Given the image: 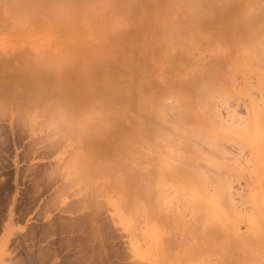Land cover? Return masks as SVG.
<instances>
[{"label": "bare ground", "instance_id": "6f19581e", "mask_svg": "<svg viewBox=\"0 0 264 264\" xmlns=\"http://www.w3.org/2000/svg\"><path fill=\"white\" fill-rule=\"evenodd\" d=\"M253 1L255 2V0H0V30L20 31L22 35L34 24L35 30L42 38V34L49 35L54 29L60 32L56 42L59 46L57 51L49 50L42 42L33 44L29 52L32 57L30 60L22 53L13 56L15 52L13 44L7 45L2 42L4 46L1 47L8 50L4 52L2 49L0 52V109L3 108L5 111L8 106L10 111L9 106H15V111L19 109L20 111L16 112L21 114L26 102L41 104L65 134L74 139L76 150L71 163H74L73 166H76L81 179L87 183L92 193L101 190L102 182L98 181L96 176L103 174L106 180L103 184L110 181L112 185H121L119 189H122L123 193L119 205L128 210L139 207V213L150 223L166 224L160 229L156 225L150 226L158 258L155 259L158 261L168 259L171 251L173 260L175 258L174 262H177L175 264H189L198 257L200 261H207V256L216 252L219 257L214 264H248L250 244L256 236L253 235L256 233L253 229L252 231L249 229L250 233L246 232L248 236L239 233L240 231L236 230L237 223L233 226L230 224L234 217L231 216L232 220H228L230 223L223 222L220 218L222 214L219 216L215 209L219 217L214 218L220 219H214L213 214L210 216V212L205 209L207 206L204 205L205 212H209L205 215L212 225L208 224L206 219L203 222H208L209 227H214L211 234H205V230L203 232L201 229H207L206 225L202 223L205 227L200 224L199 228L196 225L200 216L195 219L196 228L190 225L196 215L188 224L189 221L186 222L188 219L183 221L179 216V213L182 214L179 212L182 211L181 207L176 215L168 212V208L175 198L181 196L183 202L190 198L186 196L187 194L182 195V192L175 195L177 192L174 191L178 190L176 187L185 189L189 194L191 190L195 196L190 200L197 203L196 201L202 202L201 199H204L201 192L204 193L207 187L210 188L214 182L221 180L220 176H216L218 171L220 172L218 169L220 167L211 161L212 158L205 156L206 152L203 155L197 144L205 141L210 143L206 138L211 139L209 136H213V127L208 128L202 117L204 114H201L198 108L208 106L211 117L216 119L221 117V114L218 116L219 111L215 110L218 106L214 105L216 104L214 101L222 99L217 94L230 96L236 89L234 85L232 88L228 86L231 75L229 69L236 72L247 71L245 64V66L239 64L241 55L238 57V52L244 49L246 52L244 55L247 54L243 63H247L249 58H256L254 51L262 43L260 38L264 36L262 31L264 29H259L262 23L258 21L259 18L256 20V17L259 13L264 16V6H259L260 8L253 6L257 9L254 10L251 8ZM204 46L208 47L210 60L207 61V65L202 64V67H198L201 63L196 64L198 70L196 69L197 73L193 74L190 64L193 63L195 54L207 52V49H203ZM258 51H262L263 54L260 53V57L256 55L259 61L257 64H260L264 62V47ZM202 60L204 59L200 58L197 62ZM224 70H228L230 75L226 72L228 75L225 76ZM253 70L249 69L245 73H253ZM243 71H240L241 74ZM259 73L260 71H257V74ZM247 80L249 79H245L246 85ZM225 82L228 88H224ZM263 87L261 90H264ZM169 94L174 95V98L168 97ZM219 101L218 105L223 101L227 103L228 99ZM160 106L167 107L166 111L167 113L171 111L169 114L172 117L160 115L157 109H153L159 107L161 110ZM173 106L177 109L176 116L174 112L172 113ZM148 107L153 110L150 111ZM110 109L113 111L110 112ZM228 109L230 106L226 110ZM6 111L8 112L7 109ZM234 112L233 110L232 113ZM260 112L259 110L255 112L254 122L251 120L243 122L234 118L236 114L226 111L225 117L234 118L231 119L234 122L219 117L221 120L216 124L221 123L224 128L228 127L227 131H231L229 130L231 128L235 133L234 129H237L238 125L245 129L249 128L251 123H255L256 130L262 127ZM146 125L157 126L162 131L155 128L157 133L146 134L144 128ZM146 128L149 131V127ZM243 131L239 129L238 133ZM171 132L178 138L172 149L168 146L170 144L167 145ZM261 138L264 140L263 136ZM211 140L214 141V138ZM253 140L256 142L257 139ZM211 145L208 144V148L216 144ZM250 159H253L254 164V158ZM235 161L237 162V159ZM258 161L261 164V156L257 157L256 166ZM201 164L211 170L217 168V172H214L217 178L211 172L214 179L210 178L209 169L206 168L204 171ZM227 164L231 165L228 162ZM240 168L239 171L243 170ZM252 182L255 183L253 179ZM169 184L176 186H171L174 188L171 191L174 194L170 192L171 195L168 194L170 198L167 196L169 189L165 193V187ZM218 185L219 187L222 185L220 188H225L224 190L227 186L230 188V183L224 181L216 184ZM183 189L179 191H184ZM206 194L210 196L208 192ZM183 196L185 198H182ZM210 197L209 199H212L213 195ZM178 201L175 200L173 204ZM214 201L215 204L209 200L214 206L221 203L219 200ZM231 201L229 205L233 202ZM181 202L179 206H182ZM200 204L194 205L200 207ZM223 207L219 205L218 208ZM232 207H235L234 203ZM225 211L227 213L226 209ZM228 213L230 215L229 210ZM192 214L194 213L190 216H193ZM209 261L211 263L212 260Z\"/></svg>", "mask_w": 264, "mask_h": 264}, {"label": "rangeland", "instance_id": "374dc122", "mask_svg": "<svg viewBox=\"0 0 264 264\" xmlns=\"http://www.w3.org/2000/svg\"><path fill=\"white\" fill-rule=\"evenodd\" d=\"M263 2L264 0H255L251 8L255 10L256 8H260L259 6L263 7ZM253 6H256V8ZM256 13L258 15V12ZM257 19L262 23L259 25V22H256L258 23L257 26H260L259 29H264V16L262 17L259 13L256 17V20ZM42 35L43 38L35 30L34 24L31 25L27 33L22 35L20 31L5 32L0 30V52L2 49H4V52L8 50V48L1 47V45H3L2 42H5L7 45H9V43L13 44V49L15 51L13 56L22 53L24 57L29 60L32 58L29 52L33 44H41L42 42L53 52L59 49V46L56 44L60 37L59 31H55L54 29L49 35ZM262 37V41L260 38V42L263 44L260 43V45L262 44V47L259 45L260 49L264 47V36ZM259 46H257L256 50H260L258 48ZM203 49H207V52L202 51L200 55L195 54L193 61L191 60L193 63L190 64V67H192L191 70L193 74L197 73L196 69L198 70L196 64L199 65V63H201L198 67H202V64L205 66L207 65V61L210 60L208 47L204 46ZM258 50V53L254 51V55L256 53V55L260 57L259 55L260 53L262 54V51L260 52ZM244 52V49L238 52V57L241 55V58H239L241 63H239V60L237 62L240 65L245 64L246 66H244L247 71L249 69H254V72L246 74L245 72L247 71L239 70L236 72L233 71V69H229L230 75L228 70H224V75L227 76L229 74L230 77H228L231 80L233 79V82L229 79V88H232L234 85L236 89L233 88L236 91L234 90L233 93H230V96L225 97L221 95V93H218L217 96L222 97V99H217L216 96L215 100L217 99V102L214 101V103H216L214 105H217L218 108L214 107L215 110L219 111V114L217 113L218 116L221 114L222 119L225 121L228 120V122L234 118L237 120L241 119L243 122L246 120L254 122L255 112L259 110V112H262L259 114L261 115L262 127L259 129L256 128L255 130V123H251L249 126L250 129H241L242 126L240 128L238 125V131L239 129L244 130L243 132L245 133H238L236 128L233 129L237 132L235 131V133H233L231 128L229 130L232 132L227 131L228 127L224 128L221 123L216 124L219 122L218 120H221V117L219 116L220 118L218 117V119H216V117H211L210 107L198 108L201 110V114H204L202 117L208 128L213 127L212 133L214 137H209H212L211 139L214 138V141H216L214 142L206 138L212 145L216 144L213 146L211 145L213 149H211V146H209L211 148H208V144L210 143L205 140L202 144L198 142L197 144L201 149L199 150L202 151L203 155H205L204 152H206L207 155L205 156L207 158H212L211 161L220 167L218 168L220 172L218 171V175H216L214 172H217V168L214 170L215 167H212V171L203 164H201L203 165L201 169H204V171L206 168V170L209 169V175L212 174L215 178H217L216 176H220L221 180L217 181V183L214 182L215 184L213 183L210 188L207 187V191L202 190L204 193L201 192V195H203L204 199L201 200L202 202L205 201L204 204L200 201H196L197 203L193 201L194 203H192L190 198H194L195 194L193 196L191 190L189 194L185 189L172 186V184L165 187V193L169 189L167 196L171 195V191L174 189L172 187H176L178 190L174 191L175 193L177 192L175 195H179L180 192H182V195L187 194L186 196L190 197L188 200L186 199L187 201L185 202L181 200V196H176L180 198H177L179 201L176 198L174 200L172 198L173 202L176 200L178 203L176 202V204H173L172 202V208L169 206V211H167H171L173 215H176L178 214L179 207H181L182 211L179 212H182V214L179 213V216L183 221L188 219L186 221H189L188 224L192 222L190 219L196 215V218L194 217L193 219L194 222L190 225H194L196 228V225H198L199 228L200 224H205L206 227L203 226L207 229H201L203 232L205 230V234H211V231L214 230V227L212 228V226L209 227L207 225L208 222V224H210V220L208 216L205 215L207 212H205V209L210 212V216L213 214V218L214 216H218L216 215L218 211L217 213L219 216L222 214L220 218L223 222H229L234 219V221L232 220V222L229 223L232 226L237 223L236 226L238 229L236 230L240 231L239 233H244V235L247 234L246 236L249 235L246 232H248L249 229L251 231L253 229L256 232L253 235L256 236H254V240L251 243L252 245L250 244L251 251L249 250L250 255L247 263L264 264V164H262L264 162V140H261V136L264 137V90H261L264 86V79L262 80V77L264 78V62L257 64L259 61H257L258 58L255 55L257 59L254 57V59L249 58L250 60L247 59V63H243L247 58V54H245V56ZM26 54H29V56ZM196 56L204 60H202V62H197L200 58L197 59L198 57L196 58ZM105 65L107 64L105 63ZM247 65L249 66L248 68ZM240 71L244 73L241 74ZM257 71H260L259 74L262 73L263 76L262 74V77L259 76ZM226 72H228L227 75ZM115 76L114 74L113 77L115 78ZM231 76H234V78ZM245 79H249L247 80V85ZM261 80L263 81L262 83ZM251 84L253 87H251ZM223 86L224 88H228L226 82ZM169 96L173 97L174 95L169 94L168 97ZM142 97H144L143 94ZM226 99H228V101H226L227 103L223 101ZM221 100L223 102H221ZM144 101L145 98H143L142 103H144ZM218 101L221 102L220 105H218ZM223 103L229 105L226 106ZM229 106L230 109L235 111L234 114L236 115L232 113L233 110H226ZM9 107L12 108L13 106ZM175 107L173 106L172 110ZM11 108L10 111L8 106L5 108V111L7 109L8 112L3 111V108L0 109V264H175L176 261L174 262L175 258L173 260L172 251L168 259L162 260L163 263L161 260L158 261L155 259L157 258V253H155V244H153L154 238L151 237L150 226L156 225L157 228L159 227L160 229L166 224L160 222L154 224L150 223L143 214L139 213V207L138 209L134 208L133 211L119 205L121 194L123 193V190L119 189L121 185H112L110 181L103 184V182L106 181L103 174L97 175L98 177L96 176L97 180L102 182L101 190L92 193L87 183L81 179L76 170V166H73L74 163H71V161L73 162V155L76 150L74 139L67 136V133L65 134L64 130L54 122L52 115H50L41 104L28 101L24 104L23 110L20 112L21 114L18 113L20 111L19 109H17L18 112H16L17 110L15 111V106L13 107L14 109L12 108L13 111ZM158 108L159 107L153 109H157L160 115L172 117L170 115L171 111H169L170 114L169 112L167 113V107L160 106L161 110ZM153 109L149 110L152 111ZM157 110H155V112ZM175 110L177 109H174L172 113L174 112L173 114L176 116L177 111ZM111 111L113 110L110 109V112ZM160 111L162 112L160 113ZM226 111L231 112L234 118L225 117ZM214 120L216 121L215 123ZM241 121L239 123H241ZM231 122L234 121L231 120ZM253 124L254 127H252ZM219 125H222L223 128L221 126L219 127ZM146 127H149V131ZM144 128L146 131L145 133L148 134L149 132L150 134L151 132L157 133L156 130H158L157 128L159 127H150L146 125ZM152 128L154 129L151 130ZM251 128H253V130H251ZM160 129L161 128H159V130ZM173 132H175L174 129ZM172 134L170 138L167 137L169 142L167 145L170 144L168 146L171 149L172 145H175L178 141V138ZM216 134H218V136ZM256 135H258L259 138ZM253 139H257L255 141L258 142H254ZM258 156L262 157V162L259 164L258 161V165L256 166V159ZM250 158H254V164L252 163L253 159ZM236 159L237 162L235 161ZM218 162L221 164L219 165ZM222 162L229 165L227 164L228 162L231 165L228 167L224 163L222 164ZM107 167L109 168V165ZM239 168L243 170L239 171ZM249 170H252V174ZM206 172L208 173V171ZM212 175L210 178L213 177ZM251 178L255 183L252 182ZM222 181L230 183V188L227 186L226 190H224L225 188H220L222 185L220 187L219 185L216 186V184ZM218 188L220 189L219 191ZM182 189L185 192L179 191ZM221 189L224 192H221ZM192 191L196 193L195 190ZM206 192H208L210 196L213 195L212 199L214 198L216 201L219 200V203H223L221 205V203L219 204L217 202L220 206H224L223 208L227 210V213H225L226 211L223 208L222 212V209L218 208L219 205H215V207L213 204H210L209 200L212 203L215 201L214 199V202L212 199H209L211 197L206 196ZM170 197L171 196H169V198ZM182 198H185V196ZM247 198H249V200ZM254 198L256 200H254ZM230 200L235 204L234 208L232 207V203L229 205ZM180 201H182V204L180 203L182 206H179ZM192 204H200V207L193 206ZM174 205H178L177 209ZM204 205L209 208L203 207ZM187 207H189V209H187ZM173 209H176L177 213H175L176 211H173ZM215 209L216 212L214 211ZM233 209L235 210L233 211ZM209 212H207V214ZM240 212L242 214H240ZM191 213H194L192 214L193 216H190ZM224 213L226 216L223 215ZM241 215L244 216L241 217ZM197 216L198 218L200 216V220H197ZM201 217L204 218L202 219ZM240 218H242V220ZM205 219L208 221H205L207 223L203 222ZM195 223L197 224L195 225ZM210 225H212V223ZM206 254L209 255L210 253ZM218 257L219 255L216 252H212L209 257L207 256L208 262L206 260L200 261L198 257L195 258L192 263L200 264L199 262H204L203 264H208L210 263L209 260H212L210 264H214L217 262ZM196 259H198V262Z\"/></svg>", "mask_w": 264, "mask_h": 264}]
</instances>
